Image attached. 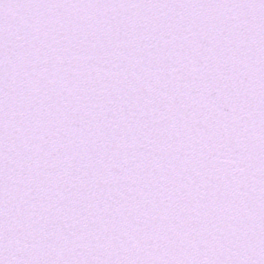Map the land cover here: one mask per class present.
Segmentation results:
<instances>
[{
    "label": "snow or ice",
    "instance_id": "1",
    "mask_svg": "<svg viewBox=\"0 0 264 264\" xmlns=\"http://www.w3.org/2000/svg\"><path fill=\"white\" fill-rule=\"evenodd\" d=\"M0 264H264V0H0Z\"/></svg>",
    "mask_w": 264,
    "mask_h": 264
}]
</instances>
